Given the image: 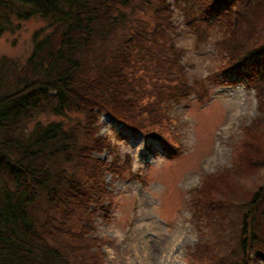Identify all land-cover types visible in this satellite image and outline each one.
<instances>
[{"label": "trees", "instance_id": "trees-1", "mask_svg": "<svg viewBox=\"0 0 264 264\" xmlns=\"http://www.w3.org/2000/svg\"><path fill=\"white\" fill-rule=\"evenodd\" d=\"M141 2L143 7L154 4ZM169 4L155 3L156 23L148 31L137 15L136 0H0V36L19 27L21 20L38 17L46 22L33 35L26 63L0 55V264H101L100 250L92 249L98 240L84 229L63 227L64 220L69 221L76 207L86 215L94 202L103 209L109 195L98 173L122 174L124 169L116 157H100L109 145L100 133L103 113L163 143L162 134L150 126H161L169 105L165 101L189 97L191 85L183 68L179 77L181 65L168 43ZM176 7L201 40L218 28L224 62L218 69L244 74L263 103L255 128L245 131L240 154L246 159L245 172L233 175L229 168L208 174L200 190L198 206L205 210L223 203L246 209L242 225L230 230L235 241L222 253L217 246L224 241L216 247L202 241L194 254L204 257L201 264H262L264 176L252 192L240 177L264 170V155H257L264 141L258 132L264 121V0H177ZM165 48L172 54H165ZM69 112L85 113V122L66 127L60 120L35 121L40 114ZM236 179L243 188H237ZM223 185L228 193L221 190L220 197L211 198L212 190ZM52 210L62 211L60 221ZM210 221L225 225V216ZM65 235L83 244H70Z\"/></svg>", "mask_w": 264, "mask_h": 264}, {"label": "rangeland", "instance_id": "rangeland-1", "mask_svg": "<svg viewBox=\"0 0 264 264\" xmlns=\"http://www.w3.org/2000/svg\"><path fill=\"white\" fill-rule=\"evenodd\" d=\"M151 1L154 4L143 7L141 0H136L140 5L137 15L148 31L156 23L154 9L158 0ZM168 1L172 22L166 28L171 35L168 43L175 50L174 60L181 65L179 77L183 68L185 81L191 85L189 97L178 103L165 101L164 104L169 105L161 126H150L162 134L163 143L157 138L145 137L143 131L129 130L103 113L100 133L109 138V145L100 157L107 161L116 157L124 169L122 174L111 170L97 172L101 175L98 182L108 189L104 192L109 195L103 202V209L94 202L92 213L86 215L83 208L76 207L69 221L64 220L63 227L70 226L78 232L84 229L95 241L97 236L101 238L99 248L102 252L98 254L101 264H201L204 257H196L197 251L194 254L197 244L203 241L216 247V243L224 241L226 244L217 246L222 253L235 241L230 230L243 222L244 208L223 203L205 210L203 204L198 206V203L203 197L200 190L207 176L229 168L233 175H238L247 169L243 167L246 159L240 157L242 144L246 141L247 129L256 126L254 120L262 112V98L257 96L254 84L244 74L218 69L223 62L218 28L213 27L206 39H199L197 32L188 26L184 12L176 7L177 0ZM45 23L43 19L32 17L21 20L19 27L5 31L0 36V55L12 57L20 65L26 63L33 51V35ZM118 40L114 39L110 46H115ZM163 52L172 54L169 48ZM140 73L143 74L144 69ZM36 120L43 123L60 120L69 127L78 121L85 122V113L56 116L45 113ZM258 130L264 135V121ZM80 140L86 141L83 134ZM175 141L180 143L181 153L170 157L165 146ZM259 147L257 155H264V141ZM152 149L156 152L151 153L148 166L143 162V155ZM263 176L261 169L259 174L251 173L250 178L242 176L240 179L252 192ZM236 180L237 188H243L238 184L240 180ZM221 190L227 192L225 185L220 191L213 189L210 197H220ZM134 193L138 195L135 209ZM41 213L44 215L43 211ZM52 213L61 220V210H52ZM221 215L225 216V225L218 226L210 221ZM65 236L70 244H83L77 238ZM99 248L97 244L92 249L98 253ZM261 263L264 264V257Z\"/></svg>", "mask_w": 264, "mask_h": 264}]
</instances>
